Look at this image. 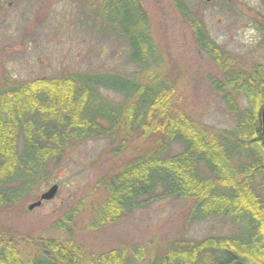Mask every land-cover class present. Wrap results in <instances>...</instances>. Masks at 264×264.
Here are the masks:
<instances>
[{
    "label": "trees",
    "instance_id": "1",
    "mask_svg": "<svg viewBox=\"0 0 264 264\" xmlns=\"http://www.w3.org/2000/svg\"><path fill=\"white\" fill-rule=\"evenodd\" d=\"M104 2L97 16L120 31L147 79L64 75L0 88V207L22 201L39 181L50 178L48 166L59 165L74 147L115 139L119 145L113 152L119 154L129 141L141 139L146 147L100 178L97 187L105 189L106 199L90 228L115 224L124 213L167 197L189 199L192 220L224 218L241 233L175 243L164 264H264V65L243 69L211 38L200 15L174 0L199 48L221 68L223 79L213 78L211 84L238 118L233 132L215 133L180 108L173 86L158 72L161 55L140 0ZM261 32L264 36V28ZM101 90L121 94L125 101L109 102ZM174 144L182 151L171 155ZM76 216V209L68 211L54 227L71 237ZM11 235L0 229V264H133L145 253L117 248L94 254L72 238H40L32 240L37 253L25 262Z\"/></svg>",
    "mask_w": 264,
    "mask_h": 264
},
{
    "label": "rangeland",
    "instance_id": "2",
    "mask_svg": "<svg viewBox=\"0 0 264 264\" xmlns=\"http://www.w3.org/2000/svg\"><path fill=\"white\" fill-rule=\"evenodd\" d=\"M105 0H0V88L16 86L37 78L64 75L109 74L145 80L131 59L128 42L111 22H103ZM198 13L206 30L243 69L264 65V5L261 0H183ZM160 51V72L175 90L177 104L199 125L215 133L233 132L238 118L231 114L211 79H223L221 68L202 51L191 25L176 8L174 0H140ZM116 27V26H115ZM109 102L121 104V94L101 90ZM246 106V100L239 98ZM115 139H96L74 147L57 166L50 164L49 179L37 183L17 204L0 207V229L12 234L21 259L28 262L40 238H72L88 253L101 254L117 248L142 249L141 262L164 264L169 247L184 241H201L240 234L238 225L224 218L195 221L190 218L192 201L167 197L122 215L119 222L97 229L91 223L99 215L106 191L98 182L120 169L147 143L129 141L119 154ZM182 146L174 144L171 155ZM54 184L59 189L52 201L32 211ZM77 210L71 224L72 236L54 224L68 211Z\"/></svg>",
    "mask_w": 264,
    "mask_h": 264
},
{
    "label": "water",
    "instance_id": "3",
    "mask_svg": "<svg viewBox=\"0 0 264 264\" xmlns=\"http://www.w3.org/2000/svg\"><path fill=\"white\" fill-rule=\"evenodd\" d=\"M203 1H205L207 3H210L213 0H203ZM261 116H262V134H263V137H264V108H263V110L261 112ZM58 189H59L58 184H54L49 191H47V192H45L44 194L41 195L40 199L37 202L29 205L27 207V210L28 211H32V210H34L36 208L41 207L43 202L52 201L56 197V195L58 193Z\"/></svg>",
    "mask_w": 264,
    "mask_h": 264
}]
</instances>
